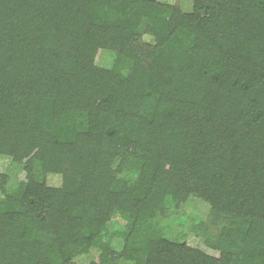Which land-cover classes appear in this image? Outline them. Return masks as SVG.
<instances>
[{
    "label": "trees",
    "instance_id": "obj_1",
    "mask_svg": "<svg viewBox=\"0 0 264 264\" xmlns=\"http://www.w3.org/2000/svg\"><path fill=\"white\" fill-rule=\"evenodd\" d=\"M4 154L24 179L0 174V264H264V0H0ZM190 197L228 221L212 254L151 224Z\"/></svg>",
    "mask_w": 264,
    "mask_h": 264
},
{
    "label": "rangeland",
    "instance_id": "obj_2",
    "mask_svg": "<svg viewBox=\"0 0 264 264\" xmlns=\"http://www.w3.org/2000/svg\"><path fill=\"white\" fill-rule=\"evenodd\" d=\"M164 5H170L181 9L184 13L191 12L194 0H157ZM143 41L152 44V40L148 34H143ZM115 57L108 51H103L99 57L98 64L101 67H113ZM22 166L18 164L13 156L0 155V174L9 176L6 193H12L19 179H24L22 175ZM38 178L46 182L49 187H61L62 175L56 173L43 174L41 167L37 168ZM21 174V175H20ZM20 176V178H19ZM123 176V174L121 175ZM19 178V179H18ZM125 179H136V175L132 172H126ZM5 198V194L0 192V200ZM228 221L225 217L212 212L210 205L202 199L190 197L184 203L176 206L170 202L165 205L164 213H156L151 224L156 226L162 233L163 237L173 243L185 244L192 249H203L209 254L214 253L207 248L206 241L215 243L217 238L225 233L224 227ZM56 229V227L54 228ZM129 226L119 214H114L111 220L106 224V232H104L105 243H109L111 249L120 254L127 245L124 235L129 232ZM45 230V229H43ZM148 230V229H147ZM142 237L147 235L145 229H140ZM111 234H117L114 237ZM144 234V235H143ZM139 235V236H140ZM144 240V239H141ZM58 244V242H55ZM101 252L98 249H92L88 255H80L73 257L72 262L75 264H88L91 257L99 256ZM118 264H131L130 262L120 259Z\"/></svg>",
    "mask_w": 264,
    "mask_h": 264
}]
</instances>
